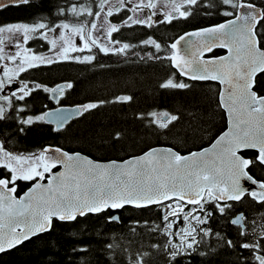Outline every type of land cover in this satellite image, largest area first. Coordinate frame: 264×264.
<instances>
[{
	"label": "snow or ice",
	"instance_id": "1",
	"mask_svg": "<svg viewBox=\"0 0 264 264\" xmlns=\"http://www.w3.org/2000/svg\"><path fill=\"white\" fill-rule=\"evenodd\" d=\"M9 7L32 10V22L0 19V255L35 243L45 257L41 264H192L194 258L264 264V0H0V11ZM197 18L222 22L167 45L148 36L140 44L153 50L140 59L176 70L159 83L165 91L219 83L216 107L227 128L210 136L208 147L186 154L176 146L149 147L107 163L59 146L20 148L34 128L55 125L51 130L61 133L77 117L134 99L119 95L72 110L44 104L37 114L28 100L38 90L59 104L74 84L49 87L31 80V70L64 62L94 67L100 54L126 56L137 46L117 39L124 29ZM36 41L47 51L29 46ZM214 49L226 55L205 59ZM215 115L197 106L187 114L151 111L137 119L157 138L187 144L211 133ZM123 138L115 131L96 147ZM153 207L159 222L128 218L133 237L139 227L163 238L147 246L151 251L108 238L113 226L125 224L122 213Z\"/></svg>",
	"mask_w": 264,
	"mask_h": 264
},
{
	"label": "trees",
	"instance_id": "2",
	"mask_svg": "<svg viewBox=\"0 0 264 264\" xmlns=\"http://www.w3.org/2000/svg\"><path fill=\"white\" fill-rule=\"evenodd\" d=\"M30 17H32V10L29 9L9 7L0 11V19L6 22H32ZM220 21L222 18H197L187 22H174L171 25H157L151 29L133 26L131 29L122 30V35L117 36V39L122 42L137 45L126 56L100 54L98 64L94 67L64 62L46 65L44 68L38 69L34 73L35 77L48 86H54L65 81L73 82L74 88L61 99L63 105L75 106L100 99L113 100L119 95H130L134 99L123 105L108 103L99 109L86 113L83 117H77L69 122L67 131L61 133L53 132L51 130L53 126L34 128L27 137L21 139L20 148L26 146L25 149H32L41 145H58L68 151H81L97 160H121L156 145L176 146L179 151L185 153L188 150L198 149L209 144L211 142L210 136L214 138L226 126V118L223 116L222 110L216 107L218 84L214 82H191L194 83L191 90L169 92L160 89L159 83L176 70L170 68L167 62L162 64L141 60V57H145L146 53L153 49L144 47L140 41L151 36L158 42L167 45L186 30ZM30 47L36 51H47V45L43 49L34 45ZM224 52L222 49H214L208 55L218 56ZM101 64L104 66L100 67ZM34 80L36 79L34 78ZM32 106L33 111L37 112L39 107ZM197 106L201 109L210 107L216 112V115L211 133L205 135L203 140L196 139L194 143L189 141L184 144L171 136L157 138L144 123L137 119L138 114L151 111L181 110L187 114L195 110ZM48 107L51 106L48 105ZM209 115L211 117V112ZM115 131L124 133V138L118 142L105 139L104 148L98 149L96 147L101 143V136L107 138ZM26 187L27 185H22L20 191L22 192ZM121 215L125 219V224L113 226L114 231L108 234V238L114 237L122 244L126 241H135L131 245L133 251L139 249L141 244L144 245L145 250L151 251L147 247L149 244L163 240L162 237L148 236L143 228H137L140 235L135 237L128 231L129 227L132 226L128 222L130 216L141 221L159 222L160 212L154 207L146 209L142 213L128 212ZM213 227L218 228V224L213 222ZM66 247L68 245H65ZM230 258L223 256L221 261ZM44 259L43 252L37 250L35 243H26L17 250L0 255V264H41ZM198 259L194 258L192 264H198ZM155 264H162V262L156 259Z\"/></svg>",
	"mask_w": 264,
	"mask_h": 264
},
{
	"label": "flooded vegetation",
	"instance_id": "3",
	"mask_svg": "<svg viewBox=\"0 0 264 264\" xmlns=\"http://www.w3.org/2000/svg\"><path fill=\"white\" fill-rule=\"evenodd\" d=\"M41 43L42 42H40V41H36V42H29V46H38L40 49H43V47L45 46H43V47H41ZM38 52H41V53H43L42 51H38ZM46 66V65H45ZM45 66H41L40 68H38V69H41V68H44ZM38 69H36V70H31L30 71V74H29V77H34L36 80H34V78H30L31 80H34V81H36V82H39V83H42V84H45V83H43L40 79H38V78H36L35 77V74L34 73H36V71L38 70ZM49 87H52V86H49ZM51 94L50 93H44L42 90H38L31 98H29V100H28V103L30 104V105H35V106H38L39 108H38V110H36L37 112V114H38V111L40 112V110L42 111L43 109H42V105H44V104H47V105H50L51 107L50 108H57V107H61V106H67V105H63L62 103H61V100H60V103L59 104H57L56 103V101L55 100H50L48 97L50 96ZM53 127H54V125H53ZM226 127V126H225ZM225 129V128H224ZM223 129V130H224ZM223 130H221V131H223ZM220 131V132H221ZM219 133H217L216 135H218ZM55 146H58V145H55ZM21 148L22 149H25L26 148V146H21ZM257 175H259V174H257ZM220 227V225L218 224V228Z\"/></svg>",
	"mask_w": 264,
	"mask_h": 264
},
{
	"label": "water",
	"instance_id": "4",
	"mask_svg": "<svg viewBox=\"0 0 264 264\" xmlns=\"http://www.w3.org/2000/svg\"><path fill=\"white\" fill-rule=\"evenodd\" d=\"M220 22H222V21H220ZM219 23V22H218ZM208 26V25H207ZM203 27V26H202ZM195 29V28H194ZM194 29H190V30H186V31H184V32H182L180 35H178L174 40H176V39H178L181 35H183L185 32H190V31H193ZM187 39V38H186ZM192 39H195V37H193ZM173 40V41H174ZM172 41V42H173ZM183 44H184V41H181V44L178 46V47H180L181 49L183 48ZM225 52L223 53V54H221V55H218V56H223V55H226V49H223ZM208 54L209 53H205L204 54V58L205 59H207V58H210V57H212V56H208ZM218 85H219V83L218 82H216ZM220 85H219V89H220ZM219 89H218V92H219ZM61 107H63L64 109H66V110H72V109H74L75 108V106H61ZM55 126V125H54ZM227 128V120H226V127H225V129ZM224 129V130H225ZM210 144V143H209ZM209 144H207V145H205V146H203V147H208L209 146ZM52 146H54V147H56L55 145H52ZM153 147H156V148H163V147H170V146H166V145H156V146H153ZM148 150V149H147ZM147 150H145V151H147ZM193 150H199V148L198 149H193ZM68 151V150H67ZM69 152H73V151H69ZM144 152V151H143ZM143 152H141V153H139V154H136V155H133V156H138V155H141ZM84 154V153H83ZM182 154H186V152L185 153H182ZM84 155H86V154H84ZM88 156V155H87ZM90 157V156H89ZM130 157H132V156H130ZM130 157H127V158H125V159H121V160H118V159H109V160H97V159H93L92 157H90V158H92L93 160H96V161H99V162H103V163H107V162H109V161H111V160H117L118 162L119 161H123V160H127V159H129ZM25 190H26V188H25ZM24 191V190H23Z\"/></svg>",
	"mask_w": 264,
	"mask_h": 264
}]
</instances>
